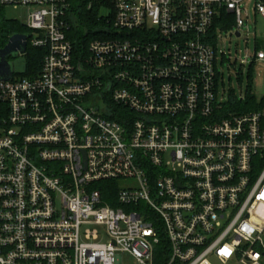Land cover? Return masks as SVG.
<instances>
[{"label": "built area", "instance_id": "built-area-1", "mask_svg": "<svg viewBox=\"0 0 264 264\" xmlns=\"http://www.w3.org/2000/svg\"><path fill=\"white\" fill-rule=\"evenodd\" d=\"M245 1L104 0L110 37L82 50L68 0H0L45 50L0 81V264H264V94L249 81L228 116L219 99Z\"/></svg>", "mask_w": 264, "mask_h": 264}, {"label": "rangeland", "instance_id": "rangeland-1", "mask_svg": "<svg viewBox=\"0 0 264 264\" xmlns=\"http://www.w3.org/2000/svg\"><path fill=\"white\" fill-rule=\"evenodd\" d=\"M5 13L8 19L18 21L25 24L28 18V9L21 7H6ZM243 18L245 20V28L243 29V37L230 35L229 32H223V37L219 39L217 50L221 53L225 52L223 64H218L222 73V86L220 89L219 99L225 96L228 90H234L238 95L241 88L246 89L248 82L253 83V93L261 97L264 94V65L257 62L252 68L248 65L251 62V57L255 52L256 40L264 39V20L254 11V2L246 0L244 2ZM257 38V39H256ZM26 59V57H25ZM24 58L13 54L10 59L11 64H15V72L21 73L24 69ZM247 61L246 66H241V61ZM251 74V79H248ZM124 181L119 182L124 188ZM86 229H101V227L90 225L83 227ZM103 242L106 239L102 240ZM124 264H133L129 257H124Z\"/></svg>", "mask_w": 264, "mask_h": 264}, {"label": "trees", "instance_id": "trees-1", "mask_svg": "<svg viewBox=\"0 0 264 264\" xmlns=\"http://www.w3.org/2000/svg\"><path fill=\"white\" fill-rule=\"evenodd\" d=\"M68 3L70 5V9L67 12V23L70 27L68 30V37L76 42L78 49H86L90 42L110 37V34L107 33L105 29L112 28V21L108 24L107 21L101 19L99 16L100 7L105 4L104 0H68ZM223 17H230V15L224 12ZM232 28L233 26L230 22L229 25L224 28V31ZM29 33L30 31L24 24L8 19L5 13V7L0 5V49L7 45L10 37L13 35ZM44 54V49H32L28 47L25 59L26 76L29 77L31 74L40 71ZM248 79H251V74H249ZM222 85L221 83V86ZM226 95L227 101L223 105V113L226 116L244 110V104L234 90H228ZM255 101L256 97L248 94L246 104L248 103L249 107L254 108L256 107ZM99 184L104 193L105 190L108 191L109 189H112L113 192L118 191V183L116 181L100 182Z\"/></svg>", "mask_w": 264, "mask_h": 264}, {"label": "water", "instance_id": "water-1", "mask_svg": "<svg viewBox=\"0 0 264 264\" xmlns=\"http://www.w3.org/2000/svg\"><path fill=\"white\" fill-rule=\"evenodd\" d=\"M236 37H240V33L235 34ZM30 34H15L10 37L7 45L0 49V81H9L15 74H25L26 73V60L22 61L24 64V69L21 73L15 72V64H11L9 61L13 54H25L27 52V43L30 39Z\"/></svg>", "mask_w": 264, "mask_h": 264}, {"label": "flooded vegetation", "instance_id": "flooded-vegetation-1", "mask_svg": "<svg viewBox=\"0 0 264 264\" xmlns=\"http://www.w3.org/2000/svg\"><path fill=\"white\" fill-rule=\"evenodd\" d=\"M10 61V60H9Z\"/></svg>", "mask_w": 264, "mask_h": 264}]
</instances>
